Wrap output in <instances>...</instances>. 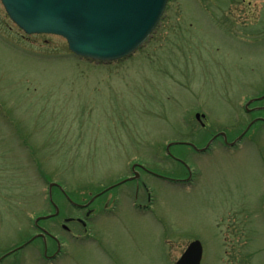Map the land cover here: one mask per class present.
I'll return each mask as SVG.
<instances>
[{
	"label": "rangeland",
	"instance_id": "374dc122",
	"mask_svg": "<svg viewBox=\"0 0 264 264\" xmlns=\"http://www.w3.org/2000/svg\"><path fill=\"white\" fill-rule=\"evenodd\" d=\"M263 94L264 0H169L148 44L116 65L80 59L60 36L25 34L0 0V264H47L42 242L13 246L39 223L57 236L55 220L37 217L54 202L74 215L58 188L50 198V182L81 203L134 160L188 176L167 148L195 179L151 180L162 223L120 211L97 221L98 243L73 244L61 231L68 255L54 264H172L192 240L202 264H264V124H250L245 108L263 107L250 101ZM243 130L232 152L178 143Z\"/></svg>",
	"mask_w": 264,
	"mask_h": 264
},
{
	"label": "water",
	"instance_id": "95a60500",
	"mask_svg": "<svg viewBox=\"0 0 264 264\" xmlns=\"http://www.w3.org/2000/svg\"><path fill=\"white\" fill-rule=\"evenodd\" d=\"M169 0H1L27 34L65 38L79 57L112 62L133 54L153 35ZM203 247L192 242L176 264H200Z\"/></svg>",
	"mask_w": 264,
	"mask_h": 264
},
{
	"label": "flooded vegetation",
	"instance_id": "af4514ba",
	"mask_svg": "<svg viewBox=\"0 0 264 264\" xmlns=\"http://www.w3.org/2000/svg\"><path fill=\"white\" fill-rule=\"evenodd\" d=\"M260 98L264 99V94ZM254 99L257 100L259 98L252 97L250 100L253 102L255 101ZM245 108L248 109L247 111L253 115L250 124L256 123L258 120L264 124V116L258 115V112L264 113V106L250 109L247 108L246 105ZM198 113L199 112H196V118L200 122L201 127L205 128L206 123L203 121V119H205L206 116L199 119L197 117ZM254 120H256V122H254ZM244 131L245 130H243L240 134L242 137L238 135L235 138H231L228 136V134L222 135L220 133L224 132H219V136L216 134L212 136V138L206 139L201 144H196L193 141H182L178 143L181 144L182 147L186 146L188 149H192L194 152L199 154H206L209 149L214 147H216L215 149L224 148L225 150L232 152V150H235L240 145V142L244 136ZM167 150L168 157H170L168 159H170L172 162L177 161L178 163H181L186 172H188V176L175 177L168 174V171L164 172L158 170L157 168H147L143 164L134 160L131 163V171L129 175L123 177L121 176L118 178V181L110 183L108 186L104 187L102 191L95 192L89 201L81 203L72 201V199L65 194V190L62 188V186L56 182L57 184L53 186V189L58 188L65 195L66 200L70 203L71 209L74 210V215L65 216V208L58 206L56 202H54V204L52 202V209L54 211L49 212V214L47 213L38 215L37 217H45L49 215V219L55 220V232L57 233V236L39 223L35 225L37 226L36 233L33 234L31 238L23 240L25 241L22 243L23 245L25 243L28 244L24 247L20 245L13 246V249H25L35 244L40 248V244L38 242L40 241L43 245V261L47 262V264H54L68 255L67 251L64 249L66 244L63 239H60L61 237H68L73 244L98 243L99 241L94 238L93 234L97 221L102 218L120 219V211L121 213L125 212L135 215L140 219L152 220L153 224V221L162 223V221L157 216H155L156 206L158 204H155V191L154 186L151 185L153 183L151 180L153 179L154 181H163L170 185L178 184L181 185V187L182 185L183 187H190V184H192L195 179V176L193 177L191 165L184 159L176 156V154L173 152H170L168 148ZM124 185H128L126 189H122ZM98 198H102V204H94ZM125 198L129 199L127 200V204L124 203ZM66 222L72 226H69L66 224ZM166 229L168 230V234L171 233L172 235V227L168 225V228L166 227ZM61 231L64 232V236H62ZM169 239L170 238L167 239V244L169 243ZM175 263L176 261L172 262V264Z\"/></svg>",
	"mask_w": 264,
	"mask_h": 264
}]
</instances>
